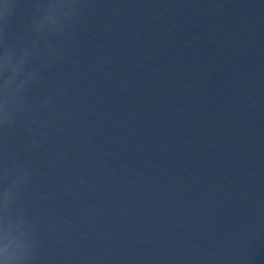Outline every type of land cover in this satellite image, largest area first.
Here are the masks:
<instances>
[{
    "label": "clouds",
    "instance_id": "9594fccd",
    "mask_svg": "<svg viewBox=\"0 0 264 264\" xmlns=\"http://www.w3.org/2000/svg\"><path fill=\"white\" fill-rule=\"evenodd\" d=\"M22 0H0V264H39L43 241L24 206L30 169L10 141L23 126L33 137L47 126L41 115L55 102L33 93L75 35L86 0H29L26 20L15 26Z\"/></svg>",
    "mask_w": 264,
    "mask_h": 264
}]
</instances>
